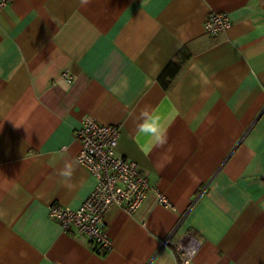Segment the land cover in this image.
<instances>
[{"label":"crops","instance_id":"obj_1","mask_svg":"<svg viewBox=\"0 0 264 264\" xmlns=\"http://www.w3.org/2000/svg\"><path fill=\"white\" fill-rule=\"evenodd\" d=\"M220 11L230 27L206 33ZM171 62L181 69L166 90L159 76ZM145 108L168 136L147 155L137 135ZM86 116L120 127L118 154L171 203L151 192L134 215L112 206L106 253L48 214L52 203L79 207L95 186L76 159L73 131ZM65 160L74 164L68 185L57 174ZM188 230L201 241L191 264H264V0L1 7L0 264H175L161 241Z\"/></svg>","mask_w":264,"mask_h":264},{"label":"built area","instance_id":"obj_2","mask_svg":"<svg viewBox=\"0 0 264 264\" xmlns=\"http://www.w3.org/2000/svg\"><path fill=\"white\" fill-rule=\"evenodd\" d=\"M14 0H0V8ZM231 19L226 11L213 12L204 21V30L216 35L228 29ZM61 78L71 82L68 71L61 73ZM80 142L77 161L94 177L95 186L87 199L77 208H64L58 203L49 206V216L56 220L63 231H75L88 239L94 250L106 253L111 248V238L104 226V217L112 206L119 207L128 215H134L147 196L154 192L158 202L171 206L170 201L143 174L138 164L117 152L120 137L118 125L97 122L86 116L79 127L73 131ZM173 233L161 241L162 245H172L176 256L175 264H186L195 257H190L187 246L192 242L196 255L201 247L200 239L193 230L173 239ZM195 255V256H196Z\"/></svg>","mask_w":264,"mask_h":264},{"label":"clouds","instance_id":"obj_3","mask_svg":"<svg viewBox=\"0 0 264 264\" xmlns=\"http://www.w3.org/2000/svg\"><path fill=\"white\" fill-rule=\"evenodd\" d=\"M89 3V0H81L82 5ZM197 81H193L195 84ZM60 86L64 91H68L71 87L70 82L61 80ZM140 123L137 125V135L140 138H144L145 142L142 145L145 155L149 154L155 147H163L168 140L167 128L161 120L158 112L150 111L147 108L140 112ZM64 153L60 152L55 154L53 163L57 158H63ZM74 173V164L71 160H65L62 168L58 170V175L61 177V183L68 185ZM192 242L189 243L186 249H188V255L195 257L196 248L192 247ZM186 264H191V260H188Z\"/></svg>","mask_w":264,"mask_h":264},{"label":"trees","instance_id":"obj_4","mask_svg":"<svg viewBox=\"0 0 264 264\" xmlns=\"http://www.w3.org/2000/svg\"><path fill=\"white\" fill-rule=\"evenodd\" d=\"M181 69L180 62H171L159 76V81L164 89H168L173 79Z\"/></svg>","mask_w":264,"mask_h":264}]
</instances>
